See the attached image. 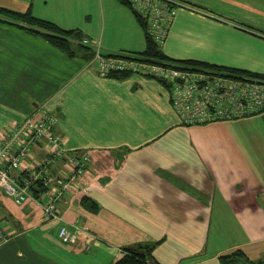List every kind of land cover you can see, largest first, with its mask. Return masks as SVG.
<instances>
[{
  "label": "crops",
  "instance_id": "obj_1",
  "mask_svg": "<svg viewBox=\"0 0 264 264\" xmlns=\"http://www.w3.org/2000/svg\"><path fill=\"white\" fill-rule=\"evenodd\" d=\"M177 1L160 47L167 57L264 76V0ZM0 8L19 14L0 15L8 21H0V141L25 118L50 115L65 156L89 155L78 184L57 201V219L37 200L17 204L0 189L9 235L0 264H113L137 243L152 245L159 264H221L233 249L264 260V112L185 125L159 78L97 71L85 48L146 47L144 28L120 0H0ZM26 12L79 30L93 46L73 39L68 54L21 19ZM30 148L24 169L48 155L43 141ZM65 156L49 172L65 176ZM61 224L79 227L75 242L59 239Z\"/></svg>",
  "mask_w": 264,
  "mask_h": 264
},
{
  "label": "built area",
  "instance_id": "obj_2",
  "mask_svg": "<svg viewBox=\"0 0 264 264\" xmlns=\"http://www.w3.org/2000/svg\"><path fill=\"white\" fill-rule=\"evenodd\" d=\"M132 9L146 21V33L159 45L165 41L177 7V0H129ZM92 47L89 39H83ZM97 71L109 74L115 71L139 72L162 80L168 87L169 98L181 122L185 125L204 124L210 121L232 120L264 112V76L236 74L229 69L211 66H190L168 60L126 53L103 54L98 49L90 60ZM53 116L27 117L0 141V189L17 204L36 198L47 218L58 217L57 201L70 184L75 186L78 177L89 162L86 153L65 156L62 140L52 131ZM43 141L49 146L48 155L41 163L23 166L30 147ZM66 157L68 172L65 176L49 172L54 161ZM21 169L24 176L11 174ZM47 189L33 193L31 187ZM78 226L61 224L58 237L63 242H75Z\"/></svg>",
  "mask_w": 264,
  "mask_h": 264
},
{
  "label": "trees",
  "instance_id": "obj_3",
  "mask_svg": "<svg viewBox=\"0 0 264 264\" xmlns=\"http://www.w3.org/2000/svg\"><path fill=\"white\" fill-rule=\"evenodd\" d=\"M121 2L127 4L130 6L129 0H120ZM6 14L10 16L19 15L15 14L12 11L7 10L6 8H0V15ZM133 13L135 14L137 21L141 24V26L144 28L145 32V41H146V47L141 52L132 53L133 55H139L142 57L147 58H154V59H163L168 61H173L177 63H183L190 66H211L216 69H222V67L219 66H213L212 64H208L205 62L197 61V60H191V59H183V60H176L167 57L161 50V48L156 44L152 38L146 33V21L144 18H142L141 15H139L137 12L133 10ZM3 14V15H4ZM21 19H24L26 22H28L29 25H32L35 28H41L44 32L42 34L55 46L65 50L68 54H74L72 48H71V41L73 39L80 40L82 38L81 33L77 29H62L55 24H53L50 21L43 20L40 18L33 17L29 12H26L24 14H21ZM0 21L8 22L7 20L0 19ZM32 26L26 27L27 30L31 32H37ZM82 46V45H81ZM85 55L89 58L91 55H88L90 52L87 48L84 49ZM129 54V53H126ZM92 57V56H91ZM90 57V58H91ZM227 69V68H224ZM232 71H235L236 74H251V75H257L262 76L260 74H256L253 72H248L244 70H238V69H229ZM131 71H115L110 72L108 75L111 77L116 78H124L131 74ZM74 153H80V152H74ZM67 161V160H66ZM67 164V163H66ZM49 187H40L39 189H35V187H31V191L33 193H42L44 194V198H47V189ZM7 230L3 229V226L0 224V242L5 241L8 237ZM62 241V240H61ZM70 243V242H65ZM73 243V242H71ZM152 245L145 244V243H137L133 245H128L123 247V253L122 255L114 261L113 264H159L158 262H154L151 260V251H152ZM219 260L221 264H259L264 262V260H258V261H250L246 257L245 253L241 249H236L231 252L224 253L219 256Z\"/></svg>",
  "mask_w": 264,
  "mask_h": 264
},
{
  "label": "rangeland",
  "instance_id": "obj_4",
  "mask_svg": "<svg viewBox=\"0 0 264 264\" xmlns=\"http://www.w3.org/2000/svg\"><path fill=\"white\" fill-rule=\"evenodd\" d=\"M86 37H82L81 39H80V46L82 45H85L86 46V43L85 42H83V39H85ZM88 39V38H87ZM73 41H75V42H78V40H76V39H74ZM159 47H161V45H159ZM92 53H89L88 55H91ZM103 54H105V53H103ZM92 56V55H91ZM90 56V57H91ZM92 58V57H91ZM154 61H162L163 59H154V58H152ZM141 74H143V73H141ZM143 75H145V74H143ZM33 117V116H32ZM34 118H36V117H34ZM237 119V118H236ZM232 120H235V119H232ZM222 121H226V120H222ZM213 121H210V122H206V123H204V124H208V123H212ZM215 122H220V121H215ZM191 125H199V124H191ZM202 125V124H201ZM65 149V148H64ZM61 159V158H60ZM87 164H89V162L87 163ZM85 169H86V167H85ZM85 169H84V172H85ZM79 180H80V176L78 177V180H77V183L79 182ZM73 188L74 186L73 185H71L70 184V187L69 188ZM29 199H35V200H37L36 198H34V197H31V198H29ZM38 201V200H37ZM38 203L40 204V206H41V209H42V212H43V214H44V208H43V205L41 204V202H39L38 201ZM57 209V208H56ZM59 216V215H58ZM56 217H53V218H50V219H55ZM57 218H59V217H57ZM56 218V219H57ZM94 236V235H93ZM91 239H92V236L90 237ZM232 240H235V235H233V237L229 240V242H231ZM233 250H235V249H233ZM233 250H230L229 252H231V251H233ZM262 260V259H261ZM254 261V260H253ZM259 264H264V262H262V263H259Z\"/></svg>",
  "mask_w": 264,
  "mask_h": 264
}]
</instances>
